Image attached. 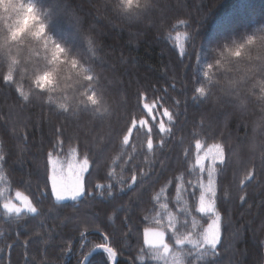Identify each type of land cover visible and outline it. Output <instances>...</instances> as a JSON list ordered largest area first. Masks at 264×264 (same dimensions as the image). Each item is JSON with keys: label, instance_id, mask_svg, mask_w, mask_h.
Returning a JSON list of instances; mask_svg holds the SVG:
<instances>
[{"label": "trees", "instance_id": "obj_1", "mask_svg": "<svg viewBox=\"0 0 264 264\" xmlns=\"http://www.w3.org/2000/svg\"><path fill=\"white\" fill-rule=\"evenodd\" d=\"M118 3L0 0V264H84L108 242L116 264H264V0ZM54 73L72 89L38 90ZM70 153L88 169L59 200L50 158Z\"/></svg>", "mask_w": 264, "mask_h": 264}, {"label": "rangeland", "instance_id": "obj_2", "mask_svg": "<svg viewBox=\"0 0 264 264\" xmlns=\"http://www.w3.org/2000/svg\"><path fill=\"white\" fill-rule=\"evenodd\" d=\"M55 10H60V5L55 6ZM1 14V13H0ZM67 37L70 39L76 38L75 36L81 35L79 31L76 35H73V28L67 26ZM217 36V34H215ZM216 39V38H214ZM213 39V40H214ZM110 76L115 78L112 74ZM117 111V108H115ZM21 119V117H20ZM98 130V128H97ZM75 155V151L72 150ZM73 153L68 154L67 156L61 157L59 155H54L50 158L51 169H50V178L51 183L54 186V192L56 197L59 200H71L77 199L82 193V175L87 171L88 164L84 161H78L75 158ZM239 157L237 156V161ZM68 199V200H67ZM51 215V214H50ZM147 242L153 247L157 248H168L165 247L164 237L161 233L155 231H149L145 234ZM219 238V233L217 225L214 223L211 225L207 232V241L211 244H215Z\"/></svg>", "mask_w": 264, "mask_h": 264}, {"label": "clouds", "instance_id": "obj_3", "mask_svg": "<svg viewBox=\"0 0 264 264\" xmlns=\"http://www.w3.org/2000/svg\"><path fill=\"white\" fill-rule=\"evenodd\" d=\"M151 4H152V0H119L118 10L122 13H129V12L135 13V12L147 10L151 6ZM27 35H28L27 32L22 33L21 39H23ZM243 55L244 52L243 49L241 48L240 56ZM233 57L239 59V57H236L235 51H233ZM20 71L22 72L23 69H20ZM209 71L212 73L211 78L216 82L218 87L226 86V84L230 82L233 76L235 75V69L229 68L220 60L216 61L213 64V68L210 69ZM6 75H7V71H5V76ZM33 84H35V80H33ZM72 87H73V83L70 78L68 79L64 78V75L62 73H54L51 84L45 85L43 89H38V90H42L46 93L49 89L67 88L70 90L72 89ZM201 88H203L202 94L207 95L210 89L203 85L201 86ZM259 92L261 96H264V88H261ZM3 160H4V154L0 153V161ZM0 167H2V165H0ZM0 175H3V173L0 172Z\"/></svg>", "mask_w": 264, "mask_h": 264}, {"label": "water", "instance_id": "obj_4", "mask_svg": "<svg viewBox=\"0 0 264 264\" xmlns=\"http://www.w3.org/2000/svg\"><path fill=\"white\" fill-rule=\"evenodd\" d=\"M98 252H107L111 255L112 259H113V264H116L118 261V255L116 254V252L110 248V243L108 242L106 246H99L95 249H93L85 258V263L84 264H89V262L91 261L92 257L98 253Z\"/></svg>", "mask_w": 264, "mask_h": 264}]
</instances>
